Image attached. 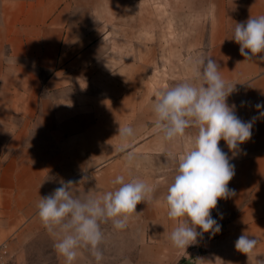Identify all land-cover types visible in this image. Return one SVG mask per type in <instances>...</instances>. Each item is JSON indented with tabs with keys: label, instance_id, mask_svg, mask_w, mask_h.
<instances>
[{
	"label": "crops",
	"instance_id": "1",
	"mask_svg": "<svg viewBox=\"0 0 264 264\" xmlns=\"http://www.w3.org/2000/svg\"><path fill=\"white\" fill-rule=\"evenodd\" d=\"M233 5L247 10V19L264 15V0H235ZM93 6V0H0L3 237L38 210L40 197L48 195L43 186L47 175L63 166L65 151L84 149L97 133L118 135L119 126L130 125L136 135L143 134L149 121L139 89L144 64L130 63L124 69L105 61V49L96 42L101 34L89 29L88 19H80L79 8ZM236 53L225 78L234 86L227 103L236 106L245 122L256 119L251 139L240 145L237 155L223 150L235 165V175L246 170L247 180L239 189L250 201L242 210H225L230 221L194 264H264V108H256L264 103V61ZM99 142L106 151H116L120 144L119 139ZM241 234L258 241L248 256L235 249Z\"/></svg>",
	"mask_w": 264,
	"mask_h": 264
},
{
	"label": "rangeland",
	"instance_id": "2",
	"mask_svg": "<svg viewBox=\"0 0 264 264\" xmlns=\"http://www.w3.org/2000/svg\"><path fill=\"white\" fill-rule=\"evenodd\" d=\"M94 1L97 6L79 8L80 19H88L89 29L94 28L97 35L101 34L96 42H100L103 51L105 49L106 62L111 61L124 69L130 63L143 62L144 78L139 89L143 95L144 116L149 121L145 122L143 134L135 135L132 141L129 150L136 153V159L131 166L127 163L126 152L106 151L102 148L106 144L99 142L100 139L116 140L118 136L97 133L89 136L84 149L65 151L63 166L51 169L47 175L49 181L43 186L49 195L61 182L71 180L74 194L90 192L98 196L118 187L112 183L117 175L125 176L126 181L143 179L155 187L154 198L152 202L137 205V214L129 219L124 230L114 229L111 222L101 224L104 233L100 245L101 264H180L182 260L194 264L205 253L204 246L221 231L214 236L204 233L186 249L175 248L168 237L176 224L168 218L163 198L177 167L175 161L168 159L167 153L178 156L186 151L189 138L197 133V129H187V136L174 142L163 141L154 129L151 104L158 90L184 81L193 82L189 61L194 63L211 57L219 64L225 80L232 60L238 57L235 52L239 45L232 40L235 24L245 22L247 18L243 13L247 10L242 12L243 8L233 5L235 0ZM89 41L90 44L95 42ZM226 83L232 86V83ZM220 147L227 148L223 140ZM239 174L228 185L234 194L220 199L212 211L213 218L222 225L221 230L232 217L225 210H242L250 201L239 189L247 180V172L243 169ZM2 211L0 219L7 216ZM37 212L24 216L23 222L31 224L25 229L23 223L3 237L0 227V244L10 251L8 264H66L65 258L54 247L62 233L57 230L56 235L50 234ZM20 227L23 230H17ZM73 264H96V260L88 248L81 247Z\"/></svg>",
	"mask_w": 264,
	"mask_h": 264
},
{
	"label": "clouds",
	"instance_id": "3",
	"mask_svg": "<svg viewBox=\"0 0 264 264\" xmlns=\"http://www.w3.org/2000/svg\"><path fill=\"white\" fill-rule=\"evenodd\" d=\"M232 40L245 59L256 57L264 61V55H260L264 53V15L236 23ZM189 64L193 82L184 81L158 90L151 104L154 129L163 141L174 142L185 138L187 129H197L189 138L186 151L178 156L167 153L177 167L163 203L168 218L176 224L168 238L177 249H186L204 233L214 236L221 231L222 225L213 218L212 211L220 199L234 194L228 185L235 175V165L230 163L220 141L225 142L233 156L237 155L240 145L251 139L256 119L245 122L236 114V106L227 103L234 86L222 78L216 60L208 57ZM256 108H264V103ZM260 115L264 116V112ZM135 135L130 125L119 126L116 135L120 140L118 151L126 152L129 166L136 159V153L129 150ZM112 183L118 187L97 196L90 192L74 194V182L69 180L40 197L37 215L50 234L56 235L57 230L62 233L54 247L66 264H73L81 247L88 248L96 264H101L100 245L104 240L101 224L111 222L114 229L124 230L129 219L137 214V205L154 198L155 187L143 179L126 181L125 176L117 175ZM257 244L256 238L241 234L235 241V249L248 256Z\"/></svg>",
	"mask_w": 264,
	"mask_h": 264
},
{
	"label": "built area",
	"instance_id": "4",
	"mask_svg": "<svg viewBox=\"0 0 264 264\" xmlns=\"http://www.w3.org/2000/svg\"><path fill=\"white\" fill-rule=\"evenodd\" d=\"M8 255H7V248L5 245L0 247V264H8Z\"/></svg>",
	"mask_w": 264,
	"mask_h": 264
},
{
	"label": "trees",
	"instance_id": "5",
	"mask_svg": "<svg viewBox=\"0 0 264 264\" xmlns=\"http://www.w3.org/2000/svg\"><path fill=\"white\" fill-rule=\"evenodd\" d=\"M180 264H193V263H192V261L185 262L184 260H182V261L180 262Z\"/></svg>",
	"mask_w": 264,
	"mask_h": 264
}]
</instances>
